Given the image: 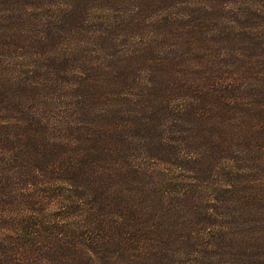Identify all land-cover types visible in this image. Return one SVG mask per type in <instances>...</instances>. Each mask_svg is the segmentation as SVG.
I'll list each match as a JSON object with an SVG mask.
<instances>
[{
  "label": "rangeland",
  "instance_id": "374dc122",
  "mask_svg": "<svg viewBox=\"0 0 264 264\" xmlns=\"http://www.w3.org/2000/svg\"><path fill=\"white\" fill-rule=\"evenodd\" d=\"M252 1L241 0L239 4L228 5L226 11L216 6L211 11L208 9L211 4L204 2L202 13L199 8L193 12L199 19H203L206 12L215 22L221 25L227 23L232 35L231 45L237 48L245 43L239 34L247 33L245 23L248 21L244 16L240 19L237 10L242 8L246 12L247 5ZM137 6L142 8L141 17ZM255 9L262 10L260 7ZM228 10L230 14L226 13ZM69 11L79 12L80 34L73 25L66 30L58 29V23L66 20L63 16ZM180 13L178 17L187 21L192 10ZM8 17L19 20L22 25L32 19L34 24L45 27L38 45L14 52V58L3 63L4 77L13 82L20 74L31 75L36 89L25 99L26 110L33 109L43 115V125L62 128L59 133L51 129L49 141L74 143L63 145V152L68 153V157L83 155L85 158L88 156V160L107 164L112 162L97 158L93 152L97 145H81L70 139L63 128L66 124L78 123L76 116L81 113L82 104L94 95L91 101L97 108L85 121L108 125L105 132H108L109 125L125 127L126 121L135 120L133 117L139 107L150 100L155 106L145 111L143 116L157 118L161 124H167L166 121L179 111L180 105L167 97L165 84L171 87V77L186 66L191 68L190 73L203 71L212 56L211 49L219 48L218 34L214 33L198 37L200 48L190 44L189 35L179 32L172 25L174 22L167 21V13H161L154 0H0V38L17 29L15 23L9 24ZM173 29L178 32L179 39L184 38L187 42L185 49H179L173 42ZM46 34L62 39L50 40ZM25 36L30 37V34L25 33ZM104 38H107L106 42L102 43L100 39ZM147 48L151 56L145 60V67L138 68L139 79L133 81L138 88L132 89V96L120 88H113V85H126L124 76L116 73L114 53L123 63L129 51H147ZM179 51L181 55L188 53L182 67L177 66L174 59ZM240 61L236 70H227L232 72L231 77H235L240 67L251 65L247 55ZM256 62L264 64V59ZM152 70L158 71L159 87L156 90L160 91L153 99L141 91L147 88L143 79H150ZM161 73H164L163 78ZM94 75L101 80L94 79L95 82L89 83V77H96ZM89 87L92 90H88ZM188 96H197L199 104L202 103L201 95L190 93ZM136 99L141 100L139 107L135 106ZM254 110L252 125L255 127L254 136H258L262 135L258 128L264 122V94L262 108ZM20 115L11 116L8 120L0 111V117L6 120L8 126L20 125ZM221 129L229 133L226 136L228 143L224 146L235 145V150L232 149L214 164L197 165L200 157L206 161L202 156L206 149L203 145H187L186 133L166 130L162 144L155 139L150 145H129L125 142L122 145H101L112 148L114 156L120 155L119 160L113 159V168L105 176L116 175L120 162H128L147 168V174L153 178V183L145 182L144 185L141 181L129 183L128 193L121 192L120 186H111V193L117 194L114 196L119 205L112 210L114 213L120 210V221L113 215L109 228L123 224L125 233L140 232L139 245L129 249L131 255L136 256L132 264H264V145L257 142L238 145V131L233 132V128L227 126ZM134 130H130L131 134ZM260 139L264 140L262 136ZM220 143L221 139L216 145ZM143 150L148 151V155ZM155 151L163 153L164 158L157 157ZM51 172L48 171L43 180L35 183L33 190L34 196L46 199V206L24 210L18 215L6 214L7 231L3 233H11L18 221L35 218L40 211L42 216L35 222H54L56 227L71 222L75 225L76 221L83 220L76 210L85 206L82 196L91 195L97 189L102 195H111L100 188L97 174L92 179L90 175L84 184H79L65 176L58 178L56 173ZM114 180L121 182L117 176ZM130 197L141 198H136L134 202ZM113 204H116L115 201L111 206ZM170 206L179 209L176 217ZM185 217L187 220L183 219ZM112 235L116 237V231ZM121 264L127 263L122 259Z\"/></svg>",
  "mask_w": 264,
  "mask_h": 264
},
{
  "label": "trees",
  "instance_id": "16d2710c",
  "mask_svg": "<svg viewBox=\"0 0 264 264\" xmlns=\"http://www.w3.org/2000/svg\"><path fill=\"white\" fill-rule=\"evenodd\" d=\"M154 2L161 13H167V21L174 22L172 25L176 26L179 32L189 35L190 44L199 47L198 37H208L210 33H214L218 34L216 38L219 48L211 49L212 56L203 71L190 73L191 68L186 66L171 77V87L165 84L167 97L173 103L180 105L179 111L169 120L170 122L166 121L167 124H161L157 118L143 116L145 111L155 106L152 100L146 101L139 107L141 100L136 99L135 106H138L139 110L135 116L133 115L135 120L126 121L125 127L119 124L109 125L108 132H105L108 125L101 126L85 121L93 115V109L97 108L91 101L94 99L93 95L92 99L88 100L89 105H87L88 101L82 104L81 113L76 116L78 123L66 124L63 127L70 135V139L76 140L75 142L81 145H97L98 148L93 150L97 158L109 159L114 163L113 159L119 160L120 155L114 156L112 148L101 145H122L123 142L129 145H150L155 139L162 144L166 130L186 133L187 145H203L206 149L202 155L206 161L204 162L200 157L196 162L198 166L202 163L214 164L232 149L235 150V145L224 146L228 143L226 136L229 135L228 131L221 129L224 126L230 129L232 127L233 132L238 131L240 136L237 138L238 145H251V142L264 145V140L260 139L261 136L264 138V122L258 128V132L262 135L254 136L255 127L252 125L255 118L253 114L256 113L254 109L262 108L264 94V64L256 62L264 59V0H253L247 5L246 12H243L242 8L237 10L240 19L244 16L245 20H248L245 23L247 33L244 34L245 36L239 34L245 43L237 48L231 45L232 35L227 23L221 25L215 22L206 12L203 19H199L193 11L199 8L202 13L204 2L211 4L208 8L211 11L215 6L226 11L228 5L239 4L241 0H154ZM257 7L262 10L255 9ZM136 8L141 17L142 8L140 6ZM186 9H191L192 14L189 20L183 21L178 16ZM226 13L230 14V11ZM63 17L66 20H60L58 29L66 30L75 26L80 34L82 28L79 23L81 20L79 12L69 11ZM72 17L76 19H71ZM8 22L15 23L17 29L0 38V111L4 112L8 120L11 116L20 113L22 123L8 126L6 120L0 117V264H121L122 259L127 264L134 263L136 256L131 255L129 249L136 244L139 245L140 232L137 230L134 233L127 231L125 233L123 224L117 228H109L108 224L113 215H116L117 220L120 221V210L115 213L112 210L115 207L119 208V205H117L118 199L114 196L117 194L111 193V186L114 184L116 188L120 186L121 192L128 193L129 183L141 181L144 185L145 182L153 183L151 181L153 178L147 174V168L128 162H120L116 175L105 176L110 173L109 169L113 168L112 163H102L90 158L88 160V156L85 158L83 155L68 157L69 154L63 152V145H75L74 143L49 141L50 130L54 129L55 133H59L62 128L43 125V115H39L33 109L26 110L25 99L36 89L31 75L20 74L16 76L14 82L3 75L4 61L11 59L12 54L18 50H28L38 45L45 27L34 24L32 19L22 25L19 20L8 17ZM173 30L175 34L173 42L179 49L182 47L185 49L187 42L184 38H181V41L178 32ZM88 32L84 33L82 38ZM25 33H29L30 37L25 36ZM46 37L50 40L62 39L48 34ZM106 39L100 41L104 43ZM145 50L147 51H129L123 63L117 53H114L113 64L117 69L116 73L124 76L126 85H113V88H120L132 96L130 94L132 89L138 88L134 83L135 79H139L138 68L145 67V60L151 56L149 48ZM187 54L181 55L179 51L174 56L177 66H184L182 61L188 57ZM245 55L249 57L251 65L240 67L235 77H231L232 72L228 73L227 70L230 68L231 71L236 70L237 63L241 62ZM27 73L32 74V72ZM150 73V79H143L147 88L141 91L153 99L160 93L156 90L159 87V75L157 70H152ZM160 76L163 78L164 73ZM94 79L101 80L98 76H90L89 83L95 82ZM88 90L92 89L89 87ZM190 93L201 95L202 103L199 104L197 96H188ZM135 128L139 130H134ZM187 128H190V131L185 130ZM132 129L135 131L133 134L130 131ZM220 139L223 145H220L221 143L216 145ZM25 145L33 146L27 148ZM143 151L148 155V151ZM155 155L164 158L163 153L159 151H155ZM48 171L56 173L58 178L65 176L79 184H84L90 175L92 179L93 175L97 174L100 188L111 195H102L97 189L91 195L82 196L85 206L76 210L77 215L83 216V220L76 223L73 221L75 225L71 222L56 227L54 222H35L42 216L40 211L35 218L28 217L18 221L11 233H3L7 231L6 214L18 215L24 210L30 211L31 208L46 206L44 204L46 199L34 196L33 190L37 182L46 177ZM114 176H117L121 182H114ZM130 198L136 202V198L141 197ZM114 201L116 204L111 206ZM170 209L171 212L174 210L176 217V211L179 209H175L174 206H170ZM183 219L187 220L186 217ZM8 230L10 232L9 227ZM114 231L117 238L112 235Z\"/></svg>",
  "mask_w": 264,
  "mask_h": 264
}]
</instances>
